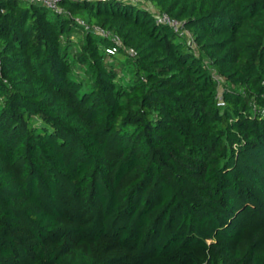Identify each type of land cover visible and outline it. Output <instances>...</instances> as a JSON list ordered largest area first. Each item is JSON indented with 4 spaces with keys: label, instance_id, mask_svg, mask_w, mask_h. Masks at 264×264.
I'll return each instance as SVG.
<instances>
[{
    "label": "trees",
    "instance_id": "16d2710c",
    "mask_svg": "<svg viewBox=\"0 0 264 264\" xmlns=\"http://www.w3.org/2000/svg\"><path fill=\"white\" fill-rule=\"evenodd\" d=\"M60 4L0 0V264H264V0Z\"/></svg>",
    "mask_w": 264,
    "mask_h": 264
},
{
    "label": "built area",
    "instance_id": "2783aa9c",
    "mask_svg": "<svg viewBox=\"0 0 264 264\" xmlns=\"http://www.w3.org/2000/svg\"><path fill=\"white\" fill-rule=\"evenodd\" d=\"M29 2L38 3L41 5H44L48 9L54 11L57 14H62L65 12L64 8L60 4V0H27ZM82 25H85L84 22L79 21ZM157 24L158 25H167L171 27L175 32L186 36L189 35L188 31L184 27L183 22L179 21L178 19H175L171 17L169 14L163 13L158 16L157 18ZM98 33H100L103 36H109V33L101 28L96 29ZM113 40L117 43H119L118 38H113ZM116 49H114L115 51ZM109 52L112 53V51L109 50ZM131 54L135 55V51L131 50Z\"/></svg>",
    "mask_w": 264,
    "mask_h": 264
},
{
    "label": "rangeland",
    "instance_id": "374dc122",
    "mask_svg": "<svg viewBox=\"0 0 264 264\" xmlns=\"http://www.w3.org/2000/svg\"><path fill=\"white\" fill-rule=\"evenodd\" d=\"M141 1H143V0H141Z\"/></svg>",
    "mask_w": 264,
    "mask_h": 264
}]
</instances>
